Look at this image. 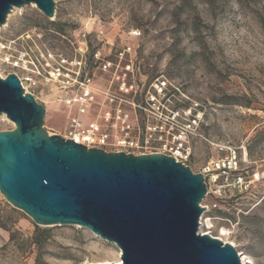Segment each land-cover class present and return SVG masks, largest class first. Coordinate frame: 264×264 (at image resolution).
Here are the masks:
<instances>
[{
  "label": "rangeland",
  "instance_id": "1",
  "mask_svg": "<svg viewBox=\"0 0 264 264\" xmlns=\"http://www.w3.org/2000/svg\"><path fill=\"white\" fill-rule=\"evenodd\" d=\"M52 1L51 19L35 6L14 9L0 28V43L15 55L43 50L68 59L83 55L85 73L100 87L115 72L121 76L127 64L128 78L145 90L154 78L170 82L169 109L178 110L185 124L198 118L178 162L200 174L218 160L237 161L238 171L217 174L216 184L211 174L205 176L202 220H211L213 237L226 229L229 235L219 240L250 264H264V0ZM122 49L127 53L121 60ZM94 53L114 67L102 72ZM11 73L28 75L0 64L1 78ZM33 93L46 110L44 129L62 134L68 118L77 115L76 105L64 106L74 92L44 84ZM80 121L87 124L84 117ZM12 129L0 116V132ZM0 224V264H98L120 257L114 244L83 228L37 227L1 194ZM36 228L47 231L39 249L33 244Z\"/></svg>",
  "mask_w": 264,
  "mask_h": 264
},
{
  "label": "water",
  "instance_id": "2",
  "mask_svg": "<svg viewBox=\"0 0 264 264\" xmlns=\"http://www.w3.org/2000/svg\"><path fill=\"white\" fill-rule=\"evenodd\" d=\"M52 0H0V27L13 9ZM45 107L18 77H0V194L37 227H80L114 244L121 264H241L228 243L199 233L206 196L202 174L171 156L88 149L49 135ZM89 264V263H85Z\"/></svg>",
  "mask_w": 264,
  "mask_h": 264
},
{
  "label": "built area",
  "instance_id": "3",
  "mask_svg": "<svg viewBox=\"0 0 264 264\" xmlns=\"http://www.w3.org/2000/svg\"><path fill=\"white\" fill-rule=\"evenodd\" d=\"M125 53L126 49H122L118 57L122 60ZM92 61L102 72L114 67L112 62L101 59L98 53L92 55ZM35 63L42 66L41 70ZM0 64L28 73L25 78L13 74L18 77L24 92L31 94L36 101L33 92L44 84L66 87L74 92L71 98L64 99L65 107L77 106V115L69 117L65 130L58 134L64 140L108 153L122 152L136 156L159 153L171 156L176 162L187 154L184 144L198 126V118H188L185 124L178 110L169 109L168 93L172 86L165 78H154L145 90L136 78H128L131 67L127 64L121 76L115 72L113 78H108L100 87L95 78L85 73L83 55L79 59H68L48 50L38 51L36 55L27 52L15 55L3 43H0ZM80 117L86 118L87 124L83 125ZM236 171L238 166L233 156L203 167L200 174L204 178L211 174L210 179L216 184L217 174ZM199 224L207 230L203 234L212 238L219 240L229 235L226 229L221 228L219 236L213 237L209 231L212 228L209 218L202 220L200 217ZM240 262L250 264L246 256H241Z\"/></svg>",
  "mask_w": 264,
  "mask_h": 264
},
{
  "label": "trees",
  "instance_id": "4",
  "mask_svg": "<svg viewBox=\"0 0 264 264\" xmlns=\"http://www.w3.org/2000/svg\"><path fill=\"white\" fill-rule=\"evenodd\" d=\"M1 225V227L4 229V226H2V224H0ZM8 233H9V236H10V238H12L13 237V235L12 234H14L13 232H10V231H7ZM47 233V231H45V230H40V229H38V228H36L35 229V236H34V241H33V244L39 249V248H41V245H42V240L40 239V236L42 235V234H46Z\"/></svg>",
  "mask_w": 264,
  "mask_h": 264
},
{
  "label": "bare ground",
  "instance_id": "5",
  "mask_svg": "<svg viewBox=\"0 0 264 264\" xmlns=\"http://www.w3.org/2000/svg\"><path fill=\"white\" fill-rule=\"evenodd\" d=\"M30 6H34V5H30ZM14 10V9H13ZM12 10V11H13ZM11 11V12H12ZM3 27V26H2ZM1 28V27H0ZM2 117H4V115H0ZM95 236V235H94ZM96 237V236H95ZM239 258H241V255H239ZM98 264H121V257H119L118 259L114 260V261H111V262H103V263H98Z\"/></svg>",
  "mask_w": 264,
  "mask_h": 264
}]
</instances>
